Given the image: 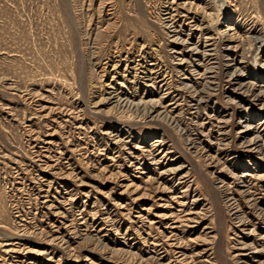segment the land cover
<instances>
[{
	"label": "rangeland",
	"instance_id": "rangeland-1",
	"mask_svg": "<svg viewBox=\"0 0 264 264\" xmlns=\"http://www.w3.org/2000/svg\"><path fill=\"white\" fill-rule=\"evenodd\" d=\"M0 264H264V0H0Z\"/></svg>",
	"mask_w": 264,
	"mask_h": 264
}]
</instances>
